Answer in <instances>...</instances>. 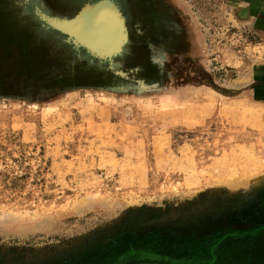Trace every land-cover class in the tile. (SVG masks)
<instances>
[{"label": "rangeland", "instance_id": "rangeland-1", "mask_svg": "<svg viewBox=\"0 0 264 264\" xmlns=\"http://www.w3.org/2000/svg\"><path fill=\"white\" fill-rule=\"evenodd\" d=\"M174 1L194 61L174 74L183 99L0 102V264H85L122 236L155 232L218 235V251L253 233L236 262L264 264V0ZM28 26L0 15V78L12 90L108 76ZM137 46L119 68L138 69L147 51Z\"/></svg>", "mask_w": 264, "mask_h": 264}, {"label": "flooded vegetation", "instance_id": "flooded-vegetation-1", "mask_svg": "<svg viewBox=\"0 0 264 264\" xmlns=\"http://www.w3.org/2000/svg\"><path fill=\"white\" fill-rule=\"evenodd\" d=\"M100 1L102 0H0V15H3V17L7 19L13 17V19L18 20L19 23L26 26L32 22L35 24L37 30L41 32L53 33L54 31L48 30L42 26L43 23L40 21L38 16L39 13L47 16L71 18L76 15L75 11H80L85 5L95 4ZM114 2L120 7V10L127 19L130 34V42L127 45V49L129 47L135 48L139 45V47H142L141 49L143 51H147V53L144 54H146L148 58L140 55L141 63L138 65V69L140 71L154 69L159 75L164 74L169 70V73L181 74L184 70L188 71L189 68L194 67V61L190 56V43H186V41H184V37L180 36L179 11L177 3L174 0H141L140 2H137L136 0H115ZM136 6L139 9H137ZM77 8H80V10H77ZM136 11L141 16L140 23L135 28V31L140 37L141 43L137 45L133 43L132 39L134 27L132 26V20L135 18L134 16ZM62 13H70L71 16L67 14L62 15ZM61 39H63L64 44L68 45L71 50H73L71 59L75 58L74 56H76L77 59H80L79 56H81L84 62L92 60L85 53V51L82 50L80 52H76L72 45L66 43L64 37H61ZM150 47L157 50V52L162 50L166 52L167 64L164 67L152 62L153 55H151ZM129 55L130 54L128 52H124L123 56L119 58L123 65L126 63L127 59L132 58V54L130 56ZM93 61L95 63H100L97 60ZM191 63L192 65H190ZM104 64L106 65V63H102V65ZM104 74H107L109 77H113L112 72L109 69L104 70ZM78 75L79 74H76L75 76ZM76 82L80 81L76 79ZM252 234L237 237L242 239H237L234 244L224 247V250L222 251H218V249L216 250V246L213 245L215 241H218V235L203 238L192 236L187 239L177 234L161 235L158 232L142 237L125 235L118 239L116 243L107 247L109 253L105 252L97 255L96 257L89 258L85 264H111L113 257L120 249L141 246H148L152 248L165 247L166 249L181 253L183 251L184 253H190V251L193 252L194 250L196 251L194 253H200L202 255H207V252L210 251V253L212 252V255L216 257L215 260L217 263L221 260V256H223L226 258L224 264H237L236 261L238 260V257L243 256V254L247 252L239 243L247 244L248 241L244 240H250V238H253ZM240 240L243 242H240Z\"/></svg>", "mask_w": 264, "mask_h": 264}, {"label": "water", "instance_id": "water-1", "mask_svg": "<svg viewBox=\"0 0 264 264\" xmlns=\"http://www.w3.org/2000/svg\"><path fill=\"white\" fill-rule=\"evenodd\" d=\"M241 11L249 14V9ZM42 26L64 37L66 43L73 46L76 52L85 51L93 60L106 63L113 77H104L102 81H93L89 85L80 82H61L64 76L57 79V85L45 86L37 90L33 85L26 86L24 92L12 90L13 80L10 75L0 78V102H24L53 104L78 92H96L126 98H174L183 99L187 85L177 76L159 74L154 80L138 78L139 69L124 70L120 57L130 42L127 19L120 7L113 0H102L95 4L85 5L71 18H62L38 14ZM249 19V17L247 18ZM244 19V20H247ZM7 26V25H6ZM11 26V25H8ZM4 27V26H3ZM193 45H197L193 42ZM152 62L164 67L167 55L164 50L157 52L150 47ZM195 50V48H194ZM1 55V54H0ZM120 60V61H119Z\"/></svg>", "mask_w": 264, "mask_h": 264}, {"label": "crops", "instance_id": "crops-1", "mask_svg": "<svg viewBox=\"0 0 264 264\" xmlns=\"http://www.w3.org/2000/svg\"><path fill=\"white\" fill-rule=\"evenodd\" d=\"M176 252L163 248L148 246L120 249L113 257L111 264H224L226 258L221 256L217 263L212 252L207 255L198 253ZM199 252V251H197Z\"/></svg>", "mask_w": 264, "mask_h": 264}, {"label": "bare ground", "instance_id": "bare-ground-1", "mask_svg": "<svg viewBox=\"0 0 264 264\" xmlns=\"http://www.w3.org/2000/svg\"><path fill=\"white\" fill-rule=\"evenodd\" d=\"M114 1H115V0H114ZM252 12H253V11H252ZM240 15H241L243 18L247 17V13L244 12V11L240 12ZM252 17H253V16H252Z\"/></svg>", "mask_w": 264, "mask_h": 264}, {"label": "trees", "instance_id": "trees-1", "mask_svg": "<svg viewBox=\"0 0 264 264\" xmlns=\"http://www.w3.org/2000/svg\"><path fill=\"white\" fill-rule=\"evenodd\" d=\"M65 46L67 49H69L71 52H73V50H71V48L68 45L65 44ZM157 219H158V217H157Z\"/></svg>", "mask_w": 264, "mask_h": 264}]
</instances>
